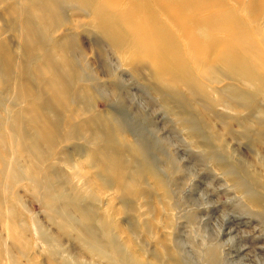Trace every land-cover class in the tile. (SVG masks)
<instances>
[{"label":"rangeland","instance_id":"obj_1","mask_svg":"<svg viewBox=\"0 0 264 264\" xmlns=\"http://www.w3.org/2000/svg\"><path fill=\"white\" fill-rule=\"evenodd\" d=\"M57 1L0 0V187L11 160L28 177L5 188L15 223L28 225L27 243L15 246L18 236L7 238L0 223V264L5 247L19 264H48L50 249L81 264H111L87 243L105 233L127 261L125 247L144 264H264V75L255 73L259 88L243 84L225 61L203 71L180 40V75L158 80L145 61L127 65L119 56L126 47L97 34L92 4L78 13ZM255 15L262 29L242 21L241 30L258 48L264 0ZM258 61L264 66V56ZM35 133L36 157L25 149ZM30 164L36 172L42 165L57 213L46 208ZM82 177L97 186L95 198ZM64 208L70 222L60 216ZM80 211L94 229L111 213L109 228L79 237Z\"/></svg>","mask_w":264,"mask_h":264},{"label":"bare ground","instance_id":"obj_2","mask_svg":"<svg viewBox=\"0 0 264 264\" xmlns=\"http://www.w3.org/2000/svg\"><path fill=\"white\" fill-rule=\"evenodd\" d=\"M58 1L61 3L73 4L77 7L78 13L84 11V9H82L84 3L92 4L93 10H91L90 14L94 13L96 15L91 19V22L93 23L94 20H96L95 27H97V34L106 39L110 44H119L126 47L125 52L121 50L119 56L126 58L125 61L127 65L145 61L151 75L158 80L172 82L175 78L172 76L180 75V70L183 68H181V66L179 67L176 62L181 65L182 56L178 54L177 47L182 46L180 43V40H182L184 42L182 46L183 49L189 53V57L192 58L197 66L203 68V71L205 69H210L213 61H225L229 70L232 69L231 73L233 75H238V78L243 84L250 85L248 81H252L254 82L252 85H257L261 88L255 73H257L259 77L264 75L263 63L260 64L258 61L260 57L264 56V33L259 32V35H261L257 38L258 43L260 44L261 42V46H258V48L254 47L246 34L242 32L241 22L244 21L248 26L258 25L255 13L258 8L261 7L262 0H247L246 3L243 4V7H239L242 0H233L236 4L235 7H229L227 0ZM28 2L30 3V0H28ZM31 3H33V0H31ZM42 3L44 4V2H41L40 5H42ZM44 6L45 10L49 9V6L44 4L40 7L42 11ZM26 8L28 9L29 7ZM239 11L240 14L236 15ZM242 14L247 16L245 17ZM256 29L261 30L262 28L258 25ZM217 50L220 52L216 53ZM234 61H238L240 64L238 65V63ZM235 67H238L237 72L234 71ZM177 71L178 73H176ZM69 72V67L65 68L63 71V77L67 83ZM198 84L199 83L194 81L191 85L196 91H201L202 88L198 86ZM57 91L60 92L59 89H57ZM59 97L60 96H58V98ZM48 131L49 129L46 132H42L41 128H39L34 132L40 133L39 136L41 137L45 134L47 135ZM37 133L34 134L32 142L29 144V149L25 148L29 155L35 157L41 154L36 144L39 138H37ZM13 151L14 149L12 148L9 152L13 155ZM20 157H22V155ZM102 157L106 162L108 161V158ZM110 161L109 169L113 171ZM12 162H14V160L3 163V169L1 171V178L5 180V185L3 189L0 187V223L6 230L5 236L8 238L16 233L18 239L14 236V245L22 247L27 241L21 237V232L24 234L28 225L25 223H15L17 220L13 216L14 207L11 203L8 204L6 198L9 191L5 188H10L12 183L15 184V182H17L16 180L20 178H26L27 173H23L19 170V164L14 163L12 165ZM35 164L39 165L36 159ZM35 164H30L31 166L27 168L26 171L31 174L34 169L35 175L31 176L34 179L35 185L40 188L43 182V179L39 176V173L42 172V165L36 172L38 167H36ZM73 166L75 165L71 164V167ZM46 171H49V168H47ZM74 173H77V171H74ZM83 175L87 176L86 173ZM82 179L83 185L88 188L89 195L95 198L94 190L97 186L92 188L91 186H93V183H90L88 177L85 179L82 177ZM43 183L46 208L50 211H55V206L49 205V193H51L49 191V186L51 184L47 181ZM65 208L60 209V216H62L65 222H70L71 217ZM83 208L87 211L91 210L81 206V211H83ZM81 211L80 215L76 218L78 226L75 229L79 237L86 236L84 233L85 230L92 235H101L99 231H105V229L109 228L110 219H112L111 213L107 212L103 214V220L99 227L94 229L90 222V214H83ZM55 213L57 212L55 211ZM33 228L35 234L39 235L42 233V227L36 226L35 224ZM106 235L105 233V235L99 236L102 237V239L96 237L98 240H93L94 238L90 239L86 236L89 239L87 242L88 248L93 252L101 254V257L112 261L111 264H144L142 257H140L138 253H135V251L128 250L127 247H125V250L129 253V261H127L123 255H117L115 253V246L109 245L111 239ZM103 239H105V241H103ZM46 245L49 246V242L46 241ZM10 249L11 247L3 248L2 264H19V258H14L10 254ZM48 254L49 257L46 259L48 264H81L78 258L64 257V255H60L59 257V255H56L51 249ZM21 255H23V253ZM31 263L32 261L30 264Z\"/></svg>","mask_w":264,"mask_h":264}]
</instances>
